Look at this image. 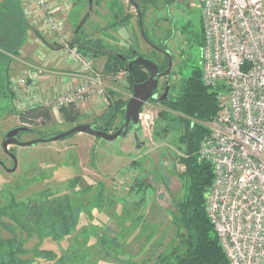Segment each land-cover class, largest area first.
Returning a JSON list of instances; mask_svg holds the SVG:
<instances>
[{"label":"rangeland","instance_id":"rangeland-1","mask_svg":"<svg viewBox=\"0 0 264 264\" xmlns=\"http://www.w3.org/2000/svg\"><path fill=\"white\" fill-rule=\"evenodd\" d=\"M94 1L91 4L90 0H76L72 5L68 24L73 27V33L86 19L81 26V36H89L91 40L100 38L103 44L105 42L119 53L133 47L155 62L157 53L153 52L155 49L149 41L164 38L169 22H173V39L167 43L176 57L170 90L174 87L173 93L176 94L193 69H202L203 52L198 41L203 25L199 0H172L167 11L158 14L167 16L169 20L161 17L158 28L151 32L148 30V19H144L146 36L140 29L136 9L128 0ZM159 1L154 0L156 3ZM128 14L132 15L128 23L112 28L111 24L118 21L117 16L118 19L126 18ZM40 49L52 55L47 48ZM54 56L68 62L63 51ZM90 57L102 76L106 90L104 97L92 96L77 105L85 114L82 123L97 122L98 117L100 121L107 105L109 88H117L125 98L132 95L126 72L106 74L103 70L106 57ZM21 68L23 66H16L10 71V76H16ZM61 72L65 70L62 68ZM6 75V70H0V158L10 164L1 142L4 134L13 127L27 125L34 128L36 133H24L22 137L23 140H32L41 137V132L49 136L65 131L71 128V124L65 121L61 111H51V119L46 124L22 123L19 114L12 110L19 111L20 108L15 106V99L6 91ZM57 77L59 85L66 82L65 79L73 80L67 74H58ZM163 85L160 87L163 88ZM145 111L152 113L153 123L151 117L148 132L142 129L138 134L145 141L141 149L137 147V137L132 132L113 141L80 132L57 141L16 148L19 157L16 171L7 172L0 167V205L6 204L14 195L19 201L42 199L49 204L54 200L52 197L68 194L74 207H81V216L78 229L62 241L41 239L37 233L27 237L21 226L26 221L21 219L15 223L7 216L3 217L4 223L11 224L13 230L2 225V236L19 235L29 249L30 258L34 257V248L37 247L52 250L58 256L66 254L59 264H154L159 255L169 252L173 243L179 241V230L173 217L177 212L176 201L182 198L186 184L181 175L184 163L179 160L185 155V146L180 138L193 120L186 123L181 117L175 118L180 114L173 110L168 111V117L162 116V111L166 110L154 100L148 101ZM140 181L144 182L142 189L135 185ZM49 190L53 193L51 198L48 197ZM143 196L145 201L140 203ZM18 212L23 213V210L18 209Z\"/></svg>","mask_w":264,"mask_h":264},{"label":"built area","instance_id":"built-area-1","mask_svg":"<svg viewBox=\"0 0 264 264\" xmlns=\"http://www.w3.org/2000/svg\"><path fill=\"white\" fill-rule=\"evenodd\" d=\"M199 2L204 34L201 77L217 90L219 106L204 122L210 131L198 149L199 160L210 162L214 171L206 208L230 264H264V0ZM21 3L40 34L36 58L10 76L19 111L38 107L60 113L89 97H104L105 84L93 59L73 43L74 34L66 26L69 2ZM59 51L67 55V63L55 59ZM44 74H67L73 80L42 84ZM145 110L146 105L141 127L148 132L153 115Z\"/></svg>","mask_w":264,"mask_h":264},{"label":"trees","instance_id":"trees-1","mask_svg":"<svg viewBox=\"0 0 264 264\" xmlns=\"http://www.w3.org/2000/svg\"><path fill=\"white\" fill-rule=\"evenodd\" d=\"M169 4L170 0H165ZM132 17L126 15L115 23L125 24ZM81 27H76L73 36V43L77 44L85 55L96 58L106 57L103 70L106 74L118 75L126 72L129 88L133 92L135 83L145 81L149 73L141 65L133 63L129 66L130 58L127 60L117 56L119 50L108 49L100 38L91 40L80 36ZM34 30L36 36L40 32L32 26L26 18L21 0H1L0 1V70H6L7 75L4 80L6 91L13 96L10 90L11 64L21 54L22 48L28 42L30 30ZM199 38V44L204 42V34ZM103 72V73H104ZM202 69L195 68L193 72L183 81L179 91L174 94L169 91L165 99L159 100L151 98V101H158L166 111H162V116L168 117V111H175L186 123L193 120L192 125L186 129L181 136L180 142L184 156L180 157V162L184 163L185 169L181 173L185 181V192L182 198L177 199V212L173 220L179 230V241L173 243L171 250L159 255V260L154 264H230L225 252L220 244L216 230L208 216L206 208V192L214 180L213 166L210 162L201 161L198 157V149L202 139L209 133L210 128L204 124L209 121L219 109L217 102V90L206 86L202 81ZM129 97H124L117 88H109L107 91V105L101 113L100 121H94L97 128H104L107 131L117 130L124 122L125 106ZM21 122H37L46 124L51 119V110L47 108H32L26 111H17ZM61 115L70 127L82 123L85 114L75 106L70 105L61 109ZM141 130V126L138 128ZM60 132V131H59ZM57 132V133H59ZM41 137L48 136L41 132ZM136 162V161H134ZM138 163V162H136ZM139 189L143 188L144 182L135 184ZM49 193L48 197L53 195ZM43 194V193H41ZM51 198V197H50ZM53 202L47 204L45 200L30 199L19 201L15 195L3 205H0V264H59L64 260V256H58L54 251L48 249L34 248V257L28 256L29 249L24 245V240L13 233L11 237L2 236V225L13 230L11 224L4 223L3 217L7 216L13 222L26 221L22 223L23 231L27 237L37 233L41 239L49 238L53 241H62L66 236L74 233L78 229L80 221L81 207H74L68 194L52 197ZM50 199L48 198V202ZM145 201L141 197L140 203ZM22 209L23 213H19ZM27 218V219H26ZM29 223V224H27ZM35 259H47L51 261L42 262ZM55 260V261H53ZM146 264V263H132Z\"/></svg>","mask_w":264,"mask_h":264},{"label":"water","instance_id":"water-1","mask_svg":"<svg viewBox=\"0 0 264 264\" xmlns=\"http://www.w3.org/2000/svg\"><path fill=\"white\" fill-rule=\"evenodd\" d=\"M128 1L136 9V15L138 18L140 29L143 35L145 36L144 25H143V13L141 10L140 3L137 0H128ZM116 54L119 58L127 60V58L124 57L122 53L117 52ZM169 59H170L169 67L164 72H160L158 65L153 60L148 59L143 55H138L136 58L130 59L128 61L130 67L132 66L133 63H139L145 66L150 71V75L145 81L134 84L132 95L128 99L125 106L124 122L115 131H107L102 127L97 128L93 123L87 122V123H78L65 131L56 133L55 135L43 136L37 139L23 141L18 139V135L22 131L31 130L30 127L25 125H20L9 130L5 134L3 141V148L10 155H12V158L14 159V166L12 168H9V171L14 172L18 167V157L10 149L9 146L11 144L18 143L22 146L35 145L40 142H47L49 140L57 141L60 139H64L69 136H72L75 133H80V132H86L96 137H101L109 141H113L118 137L128 135L129 133L132 132L137 137V147L141 149L143 146H145V141L141 140V138L138 136L139 132L141 133L142 131V127L141 130H138V128L141 126V112L145 107V105L147 104V102L149 101V99L155 98L162 100L167 97L170 89L169 84H167L163 95L155 94L154 91L158 88L159 79L171 71L172 57L170 54H169Z\"/></svg>","mask_w":264,"mask_h":264},{"label":"flooded vegetation","instance_id":"flooded-vegetation-1","mask_svg":"<svg viewBox=\"0 0 264 264\" xmlns=\"http://www.w3.org/2000/svg\"><path fill=\"white\" fill-rule=\"evenodd\" d=\"M165 0H160L159 2H154V0H138V2L140 3V6H141V10H142V13H143V21L144 19H148L147 20V25H148V30L153 31L154 29H157L158 28V24L160 23L161 21V17L165 18L166 21L169 20V18L167 16H163V15H158L160 12H166L167 11V7L169 4L172 3V0H170V3L168 4H165L164 3ZM91 4H93V2H95L94 0H90ZM88 13H90V11H88ZM88 15V14H87ZM88 17V16H87ZM149 18L151 19L150 23H149ZM154 18V19H153ZM157 20V21H156ZM86 19L83 21V23L81 24V26H83L85 23H86ZM174 23L173 22H169V27L166 28V36L164 38H161L158 40V41H149L150 44H151V47L152 49H155L153 50V52L157 54H155V58L157 59V61H155V63L158 65L159 69H160V72H164L168 67H169V62H170V59H169V54L171 55L172 57V66H171V71L166 74L165 76H162L160 79H159V85H158V88L154 91L155 94H158V95H163L164 92H165V89H166V86L167 84H171V74L174 72V61H175V54L173 52H171L169 49H168V44L169 42L172 41L173 39V29L175 27V24L173 25ZM80 26V27H81ZM146 26V25H145ZM81 30V28H80ZM147 35V34H146ZM145 35V36H146ZM81 36V35H80ZM83 38H85L84 36H81ZM89 37V36H88ZM87 37V38H88ZM163 39V42H159ZM168 43V44H167ZM104 45L108 48V49H111L109 48L105 42H104ZM111 50H114L116 51V49H111ZM124 54H126L130 59H133V58H136L138 55H141L139 53L138 50H134L133 47H130L129 50H126L125 52H123ZM124 56V55H123ZM126 57V56H124ZM127 58V57H126ZM135 64H139V63H135ZM143 66V65H142ZM149 73L150 75V71L145 67L143 66ZM149 77V76H148ZM163 88H161V84H163ZM170 90V89H169ZM151 100V99H149ZM24 124H28L27 122H22ZM20 126V125H19ZM27 126V125H25ZM17 127V126H16ZM29 127V126H28ZM15 128V127H13ZM12 128V129H13ZM31 128V127H30ZM11 130V129H10ZM36 133V130H34V128H31V130H28V131H22L20 132V134L18 135V139L19 140H23L22 137H23V134L24 133ZM4 137H5V134H4ZM4 137L2 139V142H1V146L3 147V141H4ZM37 138H40V137H37ZM37 138H34V139H37ZM33 140V139H32ZM25 141V140H23ZM10 149L12 150V152H14L17 157H18V153H17V149L18 147H22V145L20 144H11L10 146ZM6 156H8L9 160H10V164H8L5 160L1 159L0 158V167L2 169H4L5 171L7 172H10L9 171V168H12L14 166V159L12 158V155H10L7 151H5V149L3 148ZM18 165H19V157H18ZM16 171V170H15ZM14 171V172H15ZM13 173V172H12Z\"/></svg>","mask_w":264,"mask_h":264},{"label":"crops","instance_id":"crops-1","mask_svg":"<svg viewBox=\"0 0 264 264\" xmlns=\"http://www.w3.org/2000/svg\"><path fill=\"white\" fill-rule=\"evenodd\" d=\"M62 1L69 2L68 11L66 12L65 16L67 18L66 26L69 29H71L73 27H71V25L68 24L69 15H70V13L72 11L71 7H72V5L75 4L76 0H51L52 4H54V5H57L56 3H61ZM121 19H125V17H120V19H118V16H117V20L118 21L121 20ZM126 23H128V22L126 21L125 24ZM124 25L117 24L115 26V24H111L113 29H116V28L124 26ZM36 38H38V37L35 35L34 30L33 29L30 30V36H29L28 42L22 48L21 54L19 55L20 57L16 58L17 61L14 60L12 62V64H11V69L12 70H14L16 68V66H18V65L25 67L26 63L32 62L33 59L36 58V55H37V48L35 46L36 45L35 44ZM32 46H33V49H32ZM42 78H43L42 84H48V83H52V82L55 83V82L59 81L58 77L55 74H45L44 76H42Z\"/></svg>","mask_w":264,"mask_h":264},{"label":"bare ground","instance_id":"bare-ground-1","mask_svg":"<svg viewBox=\"0 0 264 264\" xmlns=\"http://www.w3.org/2000/svg\"><path fill=\"white\" fill-rule=\"evenodd\" d=\"M203 140V139H202ZM201 144H202V142H201Z\"/></svg>","mask_w":264,"mask_h":264}]
</instances>
